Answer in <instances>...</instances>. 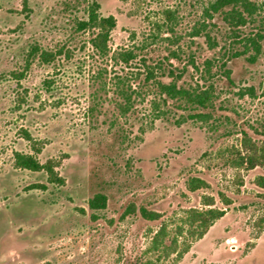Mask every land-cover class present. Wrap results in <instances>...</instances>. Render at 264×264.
Listing matches in <instances>:
<instances>
[{
  "label": "rangeland",
  "instance_id": "rangeland-1",
  "mask_svg": "<svg viewBox=\"0 0 264 264\" xmlns=\"http://www.w3.org/2000/svg\"><path fill=\"white\" fill-rule=\"evenodd\" d=\"M91 1L0 0V264H264V169L238 165L242 132L264 143V40L254 63H227L228 82L217 61L229 44L242 49L237 39L217 17L214 48L191 35L211 0H94L115 19L101 57L77 29ZM249 1L262 9L242 34L264 27V0ZM34 45L68 56L29 59ZM190 55L200 70L211 60L214 76L201 80ZM166 63L185 67L178 85L212 83L211 106L197 110L208 119L158 94L172 80ZM28 156L39 171L16 164ZM96 194L105 208L93 211ZM208 209L224 214L203 230L193 213Z\"/></svg>",
  "mask_w": 264,
  "mask_h": 264
},
{
  "label": "trees",
  "instance_id": "trees-1",
  "mask_svg": "<svg viewBox=\"0 0 264 264\" xmlns=\"http://www.w3.org/2000/svg\"><path fill=\"white\" fill-rule=\"evenodd\" d=\"M262 7L249 0H211L208 2L206 7L202 10V16L196 25L193 27L191 33L194 37H203L210 48L216 46V42L209 35V27H214L216 24L213 22L216 17L220 18V21L226 26L229 33V37L237 39L236 43L241 45V50L234 49L232 44H229L225 49L219 61H217L218 72L220 76H223L228 82L230 79V69L227 63L234 58L240 56H246V60L249 63H254L256 58L261 53V41L264 40V27L259 26L254 32L249 34L240 33V28L245 27L247 24L253 23L256 20L257 15L260 13ZM85 18L77 22V29L82 32H90L91 36L88 40L90 49L97 53L99 56H106L108 53V42L110 40V33L115 27V19L112 16H102L99 13V5L92 0L86 9ZM65 50L59 49V51L52 52L47 50H41L38 46L34 45L28 51L27 58H39L42 63H50L55 61ZM66 52V51H65ZM68 50L65 53L68 56ZM193 56L188 57V62L194 68L200 76L201 80H206L207 77H213L210 73L212 67L211 60H205L203 70H200L194 63ZM118 59L127 63L128 61L134 60L135 55L131 51H123L118 53ZM142 69L146 73V79L153 78V68H150L144 63V59H139ZM28 64V63H27ZM162 61L158 62V68H162ZM167 65V76L172 77V80L168 83L156 82L158 94L163 98L164 101H180L186 107L196 110V113L189 114L187 118L206 120L209 115L207 113L197 112L199 109H207L211 106L212 98L214 96V87L212 83H196L195 87H183L177 84V81L185 73V67L181 70L173 67L171 64ZM248 93H252V89H246ZM126 104L129 103V95H125ZM164 114V113H162ZM179 123V121H177ZM241 144L246 150V156L240 159L238 165L246 164L249 168H254L257 165H261L264 169V143L257 145L254 143L250 136L246 132H242ZM16 164L23 168L32 171H39L40 165L34 161L30 156L20 157L16 159ZM44 170L47 175L51 178V183H57L53 174V169L50 163L44 166ZM196 182V183H195ZM200 181L194 179L191 182V190L199 187ZM106 198L104 195L96 194L92 197L87 205L90 210L97 211L105 208ZM209 205V203L207 204ZM130 213H137L140 218L147 221H154L159 218L157 213L149 211L143 207L135 208L130 206L128 208ZM194 220L199 222V227L205 230L209 227L212 222L223 216V211L214 209H208L204 212H195ZM193 220V221H194ZM203 230L199 231L198 234L202 235ZM164 237L163 227L159 229L154 235L153 243H157L158 240Z\"/></svg>",
  "mask_w": 264,
  "mask_h": 264
}]
</instances>
